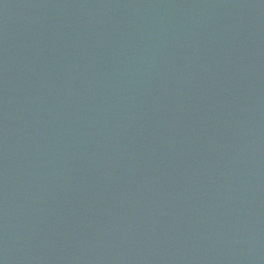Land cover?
<instances>
[{"label":"water","instance_id":"water-1","mask_svg":"<svg viewBox=\"0 0 264 264\" xmlns=\"http://www.w3.org/2000/svg\"><path fill=\"white\" fill-rule=\"evenodd\" d=\"M0 264H264V0H0Z\"/></svg>","mask_w":264,"mask_h":264}]
</instances>
